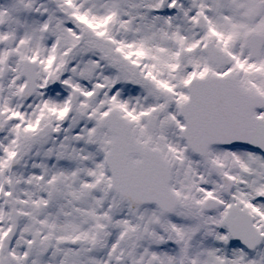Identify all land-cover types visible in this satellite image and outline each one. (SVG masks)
<instances>
[{"label":"snow or ice","instance_id":"snow-or-ice-1","mask_svg":"<svg viewBox=\"0 0 264 264\" xmlns=\"http://www.w3.org/2000/svg\"><path fill=\"white\" fill-rule=\"evenodd\" d=\"M0 264H264V0H0Z\"/></svg>","mask_w":264,"mask_h":264}]
</instances>
